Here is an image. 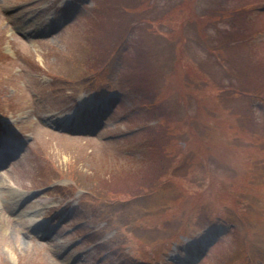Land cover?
<instances>
[{
  "label": "rangeland",
  "instance_id": "374dc122",
  "mask_svg": "<svg viewBox=\"0 0 264 264\" xmlns=\"http://www.w3.org/2000/svg\"><path fill=\"white\" fill-rule=\"evenodd\" d=\"M71 1L0 0V119L18 118L17 125L34 136L24 162L1 177L0 202L4 198L11 207L15 195L40 194L33 203L34 215H6L1 221L0 264H74L64 248L83 235L87 239L76 244L74 253L82 252L84 258L86 250L95 249L78 264L99 260L100 249L116 253V260L105 264H188L185 258L201 262L216 252L206 264H264V103L253 102L262 122L246 117L252 97L264 95V0L249 5L237 23L220 7L225 15L215 17L213 0H139L129 7L131 37L114 53L116 39L102 43L89 35L96 0H75L69 7ZM157 6L165 9L156 11L159 19L136 22ZM116 12L109 14L116 18ZM110 16H100L99 22H108ZM21 20L31 21L30 26L65 20L67 26L36 41L13 34L15 23L24 24ZM245 20L253 30L250 38L232 31L234 24L243 29L240 22ZM10 36L14 56L5 50ZM101 49H107L109 58L97 68L94 58ZM138 52L150 63L159 62L151 77L152 84L154 78L161 84L153 90H160L163 99L157 116L167 120L168 112L169 139L178 138L169 146V157L166 153L157 161L163 166L158 173L155 169L157 176L152 165L142 168L140 163L146 159L139 146L149 140L131 137L143 127L138 125L155 124L134 116L136 98L124 89L129 73L123 70V53L134 59ZM163 70L162 80L156 73ZM78 93L99 107L109 94L120 99L114 118L103 111L97 114L106 121L99 124L98 135L61 134L44 122V116L68 114L66 107L74 106ZM154 114L150 117L155 119ZM256 125L262 131L257 130L250 144L257 148L236 145V136L249 142L248 131ZM150 139L152 146L164 145L161 139ZM147 155L152 157L150 151ZM247 155L256 167L244 159ZM250 166L258 177L247 189L243 176ZM153 178L156 183L147 185ZM70 198L79 202L65 229L72 228L70 237L49 246L26 237L32 217L61 208ZM223 230L228 234L221 239ZM187 241L194 247H185ZM124 245L138 251L125 252Z\"/></svg>",
  "mask_w": 264,
  "mask_h": 264
},
{
  "label": "trees",
  "instance_id": "16d2710c",
  "mask_svg": "<svg viewBox=\"0 0 264 264\" xmlns=\"http://www.w3.org/2000/svg\"><path fill=\"white\" fill-rule=\"evenodd\" d=\"M241 3V4H240ZM252 3V0H224L223 4L221 3H216L214 6L217 7L214 10V16H224L225 12L221 11L222 9L225 10L227 12V17L231 18L233 21H231L232 23H237L239 20L238 19H242V14L246 11L247 7ZM221 8V10H218V8ZM237 7V8H235ZM108 8V7H107ZM230 9H232L231 11H229ZM235 9H240V10H235ZM108 10V9H106ZM238 17V18H237ZM122 18V14L120 12H118V16L117 18H113L112 16H110V19L108 20V22L103 21V23L100 24H95V27L93 29V35L94 37H97L96 40H99L104 43V42H108L110 40H112V38L114 37V35H110L111 33L108 34V32L105 33V31L107 30V26H112V28H117L121 25L120 22L124 23V20H120ZM141 19H146L145 16L141 15L140 17H138L137 20H141ZM247 23L249 24L248 21H241L240 24L244 25L243 29H236V25H232L233 29L232 31L236 32L239 37H245V38H250L251 34L253 35V30L252 27L250 28ZM237 24V25H240ZM128 28H131V24H127ZM124 28V27H123ZM126 31H128L127 29H125ZM242 30V31H241ZM126 38V34L122 35V39L119 40V43H122ZM245 43L242 44V46H237V47H244ZM102 50V49H101ZM101 58V59H100ZM98 60H100V63H103L106 60V55H102ZM105 58V59H103ZM134 67H133V71L135 72V75H133L132 77H136L134 81L135 86L139 87V91L140 92H145L146 91V96L147 98L144 99L145 103H150V101L152 100L153 96H158L160 95V93L158 91H154L152 92V85L154 86V84H152L151 82V77L153 79L152 76V71L153 68H151V65L149 64V62H145L142 59H136L134 60ZM159 63V62H158ZM158 63L156 65H158ZM155 81V80H154ZM133 85V84H132ZM180 85H184L183 82L181 81ZM149 95V96H148ZM147 106V105H145ZM246 147H250L248 145H243Z\"/></svg>",
  "mask_w": 264,
  "mask_h": 264
},
{
  "label": "bare ground",
  "instance_id": "6f19581e",
  "mask_svg": "<svg viewBox=\"0 0 264 264\" xmlns=\"http://www.w3.org/2000/svg\"><path fill=\"white\" fill-rule=\"evenodd\" d=\"M27 26H28V23H27Z\"/></svg>",
  "mask_w": 264,
  "mask_h": 264
}]
</instances>
